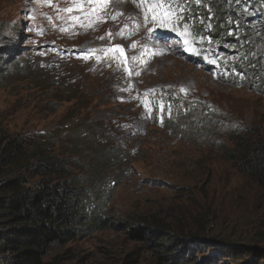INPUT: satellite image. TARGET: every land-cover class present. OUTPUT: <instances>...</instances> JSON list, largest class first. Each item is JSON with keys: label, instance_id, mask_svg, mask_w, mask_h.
<instances>
[{"label": "rangeland", "instance_id": "1", "mask_svg": "<svg viewBox=\"0 0 264 264\" xmlns=\"http://www.w3.org/2000/svg\"><path fill=\"white\" fill-rule=\"evenodd\" d=\"M64 3L74 6L73 0H51V6L42 0H0V55L11 41L18 50L2 57L0 70L8 66L4 60L10 55L28 68L25 75L2 78L0 126L13 137L61 131L50 136L57 152L72 146L73 131L90 132L95 143L83 147L92 150L100 143L94 131L99 128L111 138L100 149L129 151V160L123 168L111 164L112 172L102 171L105 182L87 201L104 207L115 226L64 247L54 246L47 260L122 264L130 258L137 264H156L158 248L130 234L126 222L144 227L146 234L148 229L158 230L161 237L170 233L181 239L264 248V189L239 172L226 153L236 149L228 140L236 128H253V139L264 143V96L214 81L201 67L188 63L179 46L157 48L146 36L153 23H145L144 11L131 2L108 0L102 13L106 22L89 28L73 26L69 17L79 14L65 13L69 6L60 5ZM117 12L121 15L113 19ZM64 27L69 31H60ZM162 28L173 30L171 24ZM118 44L128 51L134 83L150 72V84L183 86L200 102L194 118L176 119L178 129L164 132L152 125L145 111L128 104L133 95L120 93L123 85L113 71L118 61L107 51ZM66 80L77 96L63 88ZM201 109L210 114L197 116ZM223 142L227 149L219 148ZM122 172L124 178L114 188ZM76 175L82 180L86 176ZM246 259L218 258L210 264H244ZM194 261L190 257L187 262Z\"/></svg>", "mask_w": 264, "mask_h": 264}, {"label": "trees", "instance_id": "2", "mask_svg": "<svg viewBox=\"0 0 264 264\" xmlns=\"http://www.w3.org/2000/svg\"><path fill=\"white\" fill-rule=\"evenodd\" d=\"M191 14L195 17L194 30L207 36L210 46H219L225 60H238L232 70L245 73L253 70L257 74L255 84H258L249 90L264 96V0H203ZM225 44L230 45L231 52L224 50ZM11 51L18 54L13 41L0 55V61ZM6 61L8 66L0 70V89L4 74L25 75L28 71L20 59L14 60L10 55ZM62 85L68 93L77 96V91L68 90L69 81H62ZM252 129L236 128L228 136L236 149L226 153L239 172L264 189V143L253 139ZM5 130L0 126V264H58L56 260H47L52 247H64L105 231L112 224L115 226L113 217L99 203L87 205L89 193L105 182L104 176H100L102 171L112 172L111 164L123 168L124 161L129 160L128 151L100 149L108 146L107 132L94 129L101 144L87 150L84 143H95L90 132L73 131L69 134L72 146H63L57 152L50 136L61 131L30 138L13 137ZM222 144L219 148L227 149V143ZM77 173L85 174L86 178L82 180ZM121 178L123 172L114 188ZM124 225L130 234L141 241L147 238L149 245L158 248L156 264H188L190 257H195L193 264L239 257L248 258L244 264H264V248L199 237L181 239L170 233L161 237L158 230L148 229L146 234L140 225L128 222ZM214 248L216 251L210 257L205 255ZM122 264L137 263L127 258Z\"/></svg>", "mask_w": 264, "mask_h": 264}, {"label": "snow or ice", "instance_id": "3", "mask_svg": "<svg viewBox=\"0 0 264 264\" xmlns=\"http://www.w3.org/2000/svg\"><path fill=\"white\" fill-rule=\"evenodd\" d=\"M132 2L136 7L141 8L144 11L145 23L151 22L154 25L159 24L160 27H166L168 24H171L173 30L176 28H182L186 36H191L192 42H195L198 38L199 34L193 31L194 25L189 23V18L186 13L189 11L188 3H194L196 6H200L203 3V0H187V3L186 0H132ZM42 3L46 6H51V0H42ZM145 3L148 4L147 8L144 7ZM73 4V7L63 9V11L68 14L74 12L82 13V15H71L69 17V22L73 26L79 25L80 27L89 28L94 27L97 23L106 22L100 14L107 8L108 0H73ZM119 15H121V13L117 12L113 19ZM192 19H195V17H192ZM198 22L202 23L203 21ZM60 31L68 32L69 29L64 27L61 28ZM38 34L42 35L43 31H40ZM231 34L232 33L230 32L229 35ZM108 35L111 34L109 33ZM118 35H123V33L121 32ZM199 38L203 39L202 36ZM101 39H104V37H101ZM188 43L189 40L185 39V44ZM132 46L135 47V45ZM107 51L113 53L112 58L116 59L118 63L121 62V58H123V62L125 63L128 60L125 55V49L122 46H116ZM117 52L120 54L119 56L115 55ZM181 92H184L185 95L187 94L186 89L181 88ZM144 103L145 108L150 110V102ZM159 110L161 114H163L165 111L164 106L160 105ZM162 119L163 115L161 116V120Z\"/></svg>", "mask_w": 264, "mask_h": 264}, {"label": "clouds", "instance_id": "4", "mask_svg": "<svg viewBox=\"0 0 264 264\" xmlns=\"http://www.w3.org/2000/svg\"><path fill=\"white\" fill-rule=\"evenodd\" d=\"M252 92V91H251Z\"/></svg>", "mask_w": 264, "mask_h": 264}]
</instances>
